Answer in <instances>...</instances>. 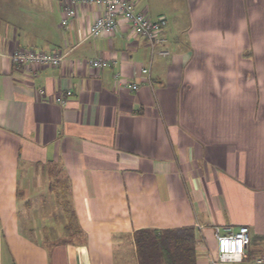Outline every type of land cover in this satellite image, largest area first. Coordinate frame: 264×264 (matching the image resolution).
<instances>
[{"label": "crops", "instance_id": "1", "mask_svg": "<svg viewBox=\"0 0 264 264\" xmlns=\"http://www.w3.org/2000/svg\"><path fill=\"white\" fill-rule=\"evenodd\" d=\"M168 1L145 8L170 51L150 59L123 21L89 36L95 6L62 26L66 0H0V264H139L148 228L192 226L196 264L215 226L248 227L237 264L264 249V0ZM17 48L64 57L15 64Z\"/></svg>", "mask_w": 264, "mask_h": 264}, {"label": "built area", "instance_id": "2", "mask_svg": "<svg viewBox=\"0 0 264 264\" xmlns=\"http://www.w3.org/2000/svg\"><path fill=\"white\" fill-rule=\"evenodd\" d=\"M82 4L87 7L95 6L98 14L94 17L90 24L89 36H99L102 33L109 36L119 26V22L123 21L129 24L133 32L142 36L147 42L150 50V59L153 56L165 57L169 54V49L164 47L167 38L162 34L164 22L162 19L152 18L147 12L137 10L135 3L131 0H66V3L61 9V25L64 26L76 15V5ZM64 54L61 52L47 53L35 49L23 50L17 48L11 55V60L15 64H48L56 65L61 63ZM89 65L102 69L114 63V59L106 57H95L88 61ZM150 66H141L139 74L149 76ZM115 80L119 81L122 78L120 71L114 74ZM126 87L135 91L140 86L137 82H129ZM71 91L67 90L66 94ZM55 100L65 104L64 99L60 95L55 96ZM200 227V226H199ZM225 230L220 232L218 226L214 227L216 238L217 252L215 257L212 258L211 264H224V263H239L243 259L245 250L250 242V231L247 226L240 225L235 231ZM254 264H264V249L257 255Z\"/></svg>", "mask_w": 264, "mask_h": 264}, {"label": "trees", "instance_id": "3", "mask_svg": "<svg viewBox=\"0 0 264 264\" xmlns=\"http://www.w3.org/2000/svg\"><path fill=\"white\" fill-rule=\"evenodd\" d=\"M139 264H196V233L192 226L138 229L134 233Z\"/></svg>", "mask_w": 264, "mask_h": 264}, {"label": "rangeland", "instance_id": "4", "mask_svg": "<svg viewBox=\"0 0 264 264\" xmlns=\"http://www.w3.org/2000/svg\"><path fill=\"white\" fill-rule=\"evenodd\" d=\"M135 3L136 8L139 10H143L145 12H147V14H149L150 12L147 11L145 8H149L150 7V3H153L155 0H131ZM160 1V5L162 8H165L169 11V13H173L174 10L172 9V4L168 1V0H159ZM175 2L177 1V3H180L181 0H174ZM149 6V7H148ZM150 15V14H149ZM157 19H159V17H157Z\"/></svg>", "mask_w": 264, "mask_h": 264}]
</instances>
